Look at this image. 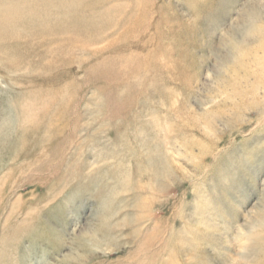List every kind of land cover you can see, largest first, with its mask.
I'll list each match as a JSON object with an SVG mask.
<instances>
[{"label": "rangeland", "instance_id": "obj_1", "mask_svg": "<svg viewBox=\"0 0 264 264\" xmlns=\"http://www.w3.org/2000/svg\"><path fill=\"white\" fill-rule=\"evenodd\" d=\"M12 2L0 264H264V0Z\"/></svg>", "mask_w": 264, "mask_h": 264}, {"label": "bare ground", "instance_id": "obj_2", "mask_svg": "<svg viewBox=\"0 0 264 264\" xmlns=\"http://www.w3.org/2000/svg\"><path fill=\"white\" fill-rule=\"evenodd\" d=\"M9 3L11 4L8 6H4V7L0 6V16H1L0 17V37L1 38L5 37L7 39L5 40V42L8 43L7 44L9 47L8 49L15 50L18 48H22L23 45H26V46L29 45V47H31V43L36 41V39H38L39 34L37 33L46 32V33H50L51 35H55L57 34L56 30L60 31V28H58V26L55 27L53 23H52L53 25L51 24L52 22L51 20L55 19L56 17L51 19V17H48L49 15L47 16V12L41 11L42 9H40L39 7L32 6V7H21L20 8L16 6L17 4L13 5L15 2H12V0ZM44 8L46 9L45 6ZM16 27H20V30H17L18 28ZM30 27L32 29H30L29 33H26L25 31ZM53 32L54 34H52ZM261 217L263 219L262 225L264 226V214ZM131 220L132 219L129 218V220H127V223H129V221L131 222ZM94 239L95 240L93 241V243L100 244L102 242L98 238H94Z\"/></svg>", "mask_w": 264, "mask_h": 264}]
</instances>
